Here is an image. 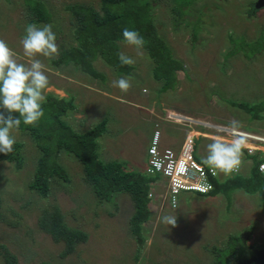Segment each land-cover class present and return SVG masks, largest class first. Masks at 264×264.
Here are the masks:
<instances>
[{
    "label": "rangeland",
    "instance_id": "obj_1",
    "mask_svg": "<svg viewBox=\"0 0 264 264\" xmlns=\"http://www.w3.org/2000/svg\"><path fill=\"white\" fill-rule=\"evenodd\" d=\"M36 1L48 10L47 23L32 21L24 0H0V39L19 62L27 64L29 58L20 44L25 26L53 25L59 56L36 57L44 63L49 79L44 90L45 97L49 96L45 100L48 110H43L47 118L53 119L55 109L65 106L60 120L75 132L103 122L104 131L95 139L98 159L118 162L135 176L155 183H148L150 214L140 226L142 240L138 241L131 232L130 218L136 208L130 194L118 191L110 201L99 202L82 164L66 148L56 155L65 177H50L46 196L30 189L41 153L29 133L14 128L12 135L22 144L17 149L21 162L0 158V244L19 264H264L263 194H248L241 188L228 196L185 192L177 212H171L167 205L162 208L166 201L163 178L145 173L148 138L164 122L166 112L223 126L238 120L240 130L264 137V109L256 119L235 105L252 107L264 102V3L255 0L257 11L251 16L245 13L243 0H136L142 8L145 32L159 37L164 45L161 52L180 64L174 71L176 79L172 75L165 89L164 79L153 76L156 64L145 48L143 57H137L135 48L125 41L103 36L99 45L90 39L85 49L72 51L81 46L72 33L76 18L68 6H89L102 13L100 0ZM106 7L133 16L130 0ZM103 43L104 51H98L95 46ZM63 52L67 54L62 57ZM119 52L136 61L128 72L119 70L120 63H112ZM85 53L88 64L84 67L94 75L82 67L79 56ZM128 76L133 79L127 93L112 85L113 80ZM63 93L68 95L65 103L56 104L54 94ZM69 101L72 107L67 106ZM0 112L7 115L3 108ZM159 127L163 133L171 128L166 123ZM174 131L169 135L174 136ZM205 143L203 139L195 142V157L200 162L207 155L202 148ZM243 162L249 167L246 158ZM243 174L248 175L247 168ZM53 208L60 210L67 226L87 235L68 254L64 242H54L38 226L43 210ZM166 214L176 215L175 227L161 222Z\"/></svg>",
    "mask_w": 264,
    "mask_h": 264
},
{
    "label": "trees",
    "instance_id": "obj_2",
    "mask_svg": "<svg viewBox=\"0 0 264 264\" xmlns=\"http://www.w3.org/2000/svg\"><path fill=\"white\" fill-rule=\"evenodd\" d=\"M127 0H100L102 13L97 10L84 5L68 6L70 12L74 14L76 21L74 22L73 35L75 39H79L78 45L81 48H72L76 51H82L88 46L87 43L90 39H94L95 44L99 45V40L103 36L113 38L115 41H124L122 30L128 28L136 30L141 36L144 37L146 43L144 48L147 49L150 58H153L156 67L153 76L156 79H164L163 86L165 89L170 86V78L173 75L175 78V70L180 66L179 62L171 59L170 55H164L161 49L164 48L162 40L152 33H146V24L141 17L142 8L137 6L136 0H130L133 8V16L129 18L124 10L116 12L106 7L107 4L124 3ZM27 12L33 18L32 21L47 23L50 20V14L44 4L36 0H24ZM177 2V0H173ZM76 41V40H75ZM77 42V41H76ZM104 43L101 46H95L97 50L104 51ZM71 51V52H72ZM63 52L61 55L63 57ZM87 53L80 58L82 67L88 70L90 74H95L93 70L84 67L88 64ZM71 61H76L75 57H71ZM108 60V56L106 57ZM112 63L117 65L120 63L119 59H112ZM121 67V68H120ZM119 70H130L129 66L120 64ZM176 79V78H175ZM49 97V96H48ZM48 97L46 99H48ZM61 101L65 103V99L57 100L55 103ZM72 101L67 103L71 106ZM239 108L250 113L253 118L260 119L262 116L260 112L264 109V102L258 105L248 107L245 104H235ZM49 103L47 101L42 103L43 110H48ZM56 115L53 119L47 118L44 111V116L33 125H25L21 123L19 129L23 132L29 133V136L35 142L36 148L40 151L41 155L38 158L37 166L33 173L32 181L29 188L34 190L40 196H46L49 192V178L52 176L65 177L61 166L56 162V155L61 149H67L73 153L85 170L87 179L92 183L95 196L99 202L110 201L113 194L118 191H125L130 194V199L135 204L134 215L130 218L131 232L135 234L138 241L142 240L140 226L143 222L148 220L149 210V196H148V183L149 179L144 180L140 175L135 176L130 171L125 170L122 164L118 162L103 163L100 161L96 154L95 139L102 135L105 124L103 122L93 126L88 131L79 133L75 132L69 125L60 120V116L66 112L65 106H60L55 109ZM14 116L19 113H13ZM46 119V121H45ZM47 124V125H45ZM46 142H45V141ZM22 144L17 142L14 144V151L12 153H0V158L8 161L16 162L18 165L21 158L17 153V149ZM242 189L248 194L259 193L264 195V175H261L257 167H253L249 176H234L227 178L217 183L212 194L223 192L227 196L236 189ZM210 193V194H211ZM38 226L41 230L50 235L54 242H64L66 245L65 254L73 252L76 244L86 241V233L67 226L63 222V215L58 208L52 210H43L38 218ZM0 255L3 256V264H19L17 258L9 252L8 249L0 244ZM40 264H52L49 262H42Z\"/></svg>",
    "mask_w": 264,
    "mask_h": 264
},
{
    "label": "clouds",
    "instance_id": "obj_3",
    "mask_svg": "<svg viewBox=\"0 0 264 264\" xmlns=\"http://www.w3.org/2000/svg\"><path fill=\"white\" fill-rule=\"evenodd\" d=\"M122 35L124 41L135 48L136 56L143 57L142 50L146 43L144 37L138 31L128 28L122 30ZM20 44L23 55L29 58L27 64L19 62L7 42L0 39V108L7 112V115L0 112V153L4 154L14 151L13 146L16 143L12 135L14 128L18 129L22 121L25 125H33L44 116L42 103L46 100L44 90L49 85V79L44 63L36 57L59 56V45L51 24L39 27L35 23L27 24ZM118 59L121 65L131 66L136 62L124 52L118 53ZM132 79L131 76L121 77L113 80L112 85L127 93L132 86ZM17 112L19 118L13 115ZM228 127L236 130L241 124L238 120H231ZM243 145L244 139L241 136L213 139L207 145V155L202 158V163L224 175H230L241 166ZM183 169L184 166L181 165V171ZM261 171L264 172V165L261 166ZM160 219L167 226L177 225L176 215L166 214Z\"/></svg>",
    "mask_w": 264,
    "mask_h": 264
},
{
    "label": "built area",
    "instance_id": "obj_4",
    "mask_svg": "<svg viewBox=\"0 0 264 264\" xmlns=\"http://www.w3.org/2000/svg\"><path fill=\"white\" fill-rule=\"evenodd\" d=\"M185 116L177 112H166L162 117L164 122H159L170 125L172 129L178 132L185 133L178 147L165 146L161 143L162 135L165 133L162 132L159 123L152 131L146 146L147 165L145 173L163 178L166 204L163 202L162 208L167 205L168 209L173 211L178 209L183 193L195 192L207 195L215 189L216 184L220 183L222 179L242 175V166L238 171L224 175L219 170L211 169L198 161L195 157V142L197 140L211 137L231 139L233 136H246L252 138L256 144V150L253 147H246L245 152L247 154H252L254 151L264 153V137H261L262 135L259 136L240 129L233 130L228 126L214 122L201 120L196 122L192 117ZM181 165L184 166L183 171H181ZM262 165H264V159L261 160L258 167L259 171L264 174L261 171ZM213 172L216 174L214 175ZM150 183L155 182L151 181Z\"/></svg>",
    "mask_w": 264,
    "mask_h": 264
},
{
    "label": "crops",
    "instance_id": "obj_5",
    "mask_svg": "<svg viewBox=\"0 0 264 264\" xmlns=\"http://www.w3.org/2000/svg\"><path fill=\"white\" fill-rule=\"evenodd\" d=\"M63 77V76H62ZM56 90H59L58 88H55ZM99 91V90H98ZM100 93H102V94H106V91H99ZM55 95V97H56V99L57 100H59V99H66V97H68V95L67 94H64L63 93V96H58L57 94H54ZM67 95V96H66ZM175 129H172V128H169L168 130H167V132L165 133V134H163L162 135V140H161V143L163 144V145H165V146H171V147H178L179 145H180V143H181V141L183 140V137H184V135H185V133H182L183 135L181 136V134L178 132V131H174ZM170 131H174L175 132V135L174 136H170L169 135V132ZM180 131V130H179ZM181 132V131H180ZM168 133V134H167ZM167 134V136H165ZM168 138V143L167 144H165V140ZM218 138H221V137H218ZM213 139H215V138H206V139H203L206 143H205V145L204 146H202V148L203 149H205V152H206V154H207V148H205L206 147V145H207V143H211L212 142V140ZM243 139H244V145H243V147H242V157L243 158H241V173L243 174V171L247 168V176H249V174H250V171L252 170V168L253 167H257V170H258V172L261 174V175H264V174H262L260 171H259V169H258V167H259V163L261 162V160L262 159H264V153H262V152H259V151H254L252 154H247L246 152H245V149H246V147H253V148H255V150H256V144H254V140L252 139V138H250V137H246V136H244L243 137ZM148 140H149V138H148ZM254 157V159H252ZM244 158H246V160H247V164H249V167L248 166H246L245 164H244V162H243V159ZM244 175V174H243ZM243 175H241V176H243ZM224 179H226V178H224ZM224 179H222V181L224 180ZM182 200V199H181ZM181 202V201H180ZM170 210V209H169ZM171 212H177V210L176 211H173V210H170Z\"/></svg>",
    "mask_w": 264,
    "mask_h": 264
},
{
    "label": "flooded vegetation",
    "instance_id": "obj_6",
    "mask_svg": "<svg viewBox=\"0 0 264 264\" xmlns=\"http://www.w3.org/2000/svg\"><path fill=\"white\" fill-rule=\"evenodd\" d=\"M255 0H243L244 6H245V13L252 16V14H256L257 11L254 5ZM259 3H264V0H258ZM250 10V11H249Z\"/></svg>",
    "mask_w": 264,
    "mask_h": 264
},
{
    "label": "bare ground",
    "instance_id": "obj_7",
    "mask_svg": "<svg viewBox=\"0 0 264 264\" xmlns=\"http://www.w3.org/2000/svg\"><path fill=\"white\" fill-rule=\"evenodd\" d=\"M202 163V162H201Z\"/></svg>",
    "mask_w": 264,
    "mask_h": 264
}]
</instances>
